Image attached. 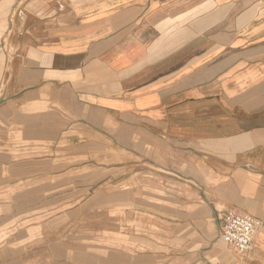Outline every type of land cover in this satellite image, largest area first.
Wrapping results in <instances>:
<instances>
[{"label":"crops","instance_id":"obj_1","mask_svg":"<svg viewBox=\"0 0 264 264\" xmlns=\"http://www.w3.org/2000/svg\"><path fill=\"white\" fill-rule=\"evenodd\" d=\"M139 159L162 180L135 201L66 205L80 162ZM148 186L193 190L185 211L154 195V250L122 237ZM232 208L264 221V0H0V264H176L164 233L189 224L190 264H264V224L224 245Z\"/></svg>","mask_w":264,"mask_h":264},{"label":"rangeland","instance_id":"obj_2","mask_svg":"<svg viewBox=\"0 0 264 264\" xmlns=\"http://www.w3.org/2000/svg\"><path fill=\"white\" fill-rule=\"evenodd\" d=\"M146 160H141L139 159L138 161H134L132 164H136L137 168L135 169L134 167L131 168V170H123L118 167H120L119 164L115 162H106V163H100L97 161H89L83 164L80 162L77 164V167L80 171V174H83L85 172V168L87 169H95L96 176L95 177H90V178H85L82 177L78 183H81L82 186L84 187H90L87 188L86 191H83L80 195H73V194H67L65 196V203L68 205V203L72 204L75 201L78 200H84L86 197L91 196L96 192V196L98 200L104 201L105 197V189L107 188V191L109 192V195L112 194L113 196V201L115 202H122L124 201V204L122 205H128L127 201L128 200H136L138 197L136 193H133L130 195V193L127 192L126 189H137L139 188L140 182H145V183H150V182H158L161 181L162 179L160 178H153L152 173L155 171L152 167H150L147 163H145ZM144 163V164H143ZM98 167H103V168H98ZM101 171V172H98ZM140 171H146L148 175L144 176H139L136 174L137 172ZM112 173L113 176H117V178H113L112 180L110 178L104 179L103 177ZM156 172V171H155ZM134 176L132 181H129V178ZM72 186V184H67L66 186ZM149 189H146L144 192L139 193V199L140 202L143 201L144 199V204L145 208L143 210L146 212V217L145 221H142L140 224H127L123 225L122 227H125L124 233L126 235H123L122 237H125L126 240H129L131 243L133 241H136V239H133L132 235L138 234V231L140 230L141 227H145L147 230V240H148V249L149 250H154L155 249V230L156 228V221H154L153 217V197L154 195L158 196L160 195L161 197V203L164 205H169L167 202H165L163 199H168L171 198L173 199L174 203H182L180 206L174 205L173 207L175 209L179 208L180 211H185L188 208L189 210V204H186L185 201H188V196L190 197L193 195L191 189H188V186L186 187H179L177 186L176 188L173 187L172 190H166V189H161L159 191L153 190L152 186H148ZM125 208H118L116 211L123 212ZM167 224H169L167 222ZM190 227V224L184 227H181L182 229L179 230L180 234L178 237H174V241L172 242L170 237H168L167 233H164L163 240L165 241V251L170 252L171 251V245L172 243L174 244L175 250L179 253H176L177 256H179V260H177L176 264H190L189 261H192L191 256H187V254H191V239H190V229L187 232V227ZM189 234V236H187ZM133 239V240H132ZM100 244L105 245L107 244V241H105V238L101 237L100 238ZM224 242V241H223ZM131 245L136 246L134 243ZM224 245L226 243L224 242ZM229 250H232L235 252V254H238L234 249H231L228 246ZM190 252V253H189ZM100 254L104 255L107 254V250H101Z\"/></svg>","mask_w":264,"mask_h":264},{"label":"built area","instance_id":"obj_3","mask_svg":"<svg viewBox=\"0 0 264 264\" xmlns=\"http://www.w3.org/2000/svg\"><path fill=\"white\" fill-rule=\"evenodd\" d=\"M222 238L237 253L248 254L264 221L236 208L227 210L223 217Z\"/></svg>","mask_w":264,"mask_h":264}]
</instances>
